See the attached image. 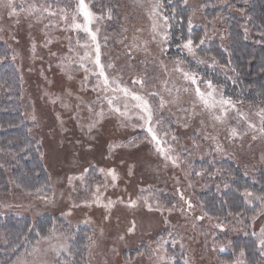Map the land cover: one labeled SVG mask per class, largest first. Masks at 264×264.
<instances>
[{"label":"rangeland","instance_id":"obj_1","mask_svg":"<svg viewBox=\"0 0 264 264\" xmlns=\"http://www.w3.org/2000/svg\"><path fill=\"white\" fill-rule=\"evenodd\" d=\"M183 1L184 6L191 11V28L204 27V41L214 38H222V41L225 39V28L221 24L220 14L210 19L204 10L206 6H200L204 0ZM34 2L44 3L45 0H14L17 5L23 3L24 7ZM46 2L52 4L53 11L58 13L57 16L45 14L42 19H38L39 14L28 16L23 12L18 16H9L7 9L0 8V33L15 49L18 60H22L24 70L31 68L38 59L45 61L48 58V63L50 60L51 64L58 68V72L65 76V79L57 78L59 83H54L50 80L53 77H48L45 82L39 79L41 86L36 88L33 85L37 98L35 103L39 104L31 106L32 101L28 97L25 98L28 102L26 105L30 108L26 119L33 120L35 117L34 121L38 122V128L35 127L36 133L42 136L40 141L51 181V196L48 200L43 199L39 202L22 196L15 197L11 201L16 206L15 212L32 218L47 212L59 214L67 225L54 227L56 239L52 243L66 244L67 249L77 227L81 225L94 227V235L98 239L90 248V253L95 251L94 256L98 257L94 264L101 260L104 264L113 263L116 246L121 240L119 237L124 236V241H121L124 246L132 244L133 237L128 236L129 234H137L139 239H142L148 235L149 229L158 227V216L161 212L168 221L174 214L173 227L180 229L181 232L198 225L205 227L208 230L204 233L206 241L209 246L215 244V250L221 251L220 245H224L223 250L230 249L233 237L250 234L255 237L261 253L264 252V248L259 245L262 238L261 229L264 228V212L257 214L255 219L252 218L248 225L239 218L232 219L228 224L208 219L197 207V194L211 187L216 192H221L227 188V182L222 183L221 180L213 179L206 170L192 169V163L195 161L207 160L213 163L228 160L241 170L244 177L254 180V171L264 168V138L258 131L261 127L260 116L257 115L260 112L259 107L234 101L239 112L247 116V121L239 119L237 112L233 110L230 111L225 123L214 121L210 114L202 111L199 106L193 108V94L183 92V88L189 87V83L184 81L179 73L173 71L179 58L165 57L163 52L166 50L167 39L164 40L161 35L152 31L153 20H156L159 25L157 32H167L168 24L162 19L164 15L160 0L158 15L151 18V6L157 0H143V4L137 0H86L90 9L98 17H103L92 27L93 31L99 27L97 42L100 45L101 63L105 65L109 77L120 79L125 86L135 88L145 95L156 91L169 101L178 96L175 103H167L163 108L159 107L160 96L154 99L157 108L155 120L160 121L157 133L163 142L161 146L166 150L171 148L169 154L172 156L178 154L180 158L179 166H174L156 151V145L150 142V138L145 139L146 133L142 128L133 126L141 123L134 115L131 120H125L109 112L106 103L101 105L98 101L100 93L93 91L97 82V77L92 75L95 71L94 64L86 61L83 68L79 64V56L83 55L84 51H90L94 59V46L89 49L83 48L82 45L91 43L87 34L70 29L59 19V8L68 2L75 7L76 0ZM217 3L221 4L220 0ZM68 33L72 36L71 40L65 37ZM224 45L225 42L221 47ZM193 48L194 56L183 47L181 51L195 62L204 61L199 63L202 66L215 65L213 61L197 55L198 47L193 45ZM20 49H23L24 53ZM28 49L35 53L28 57ZM55 51L64 53L53 55ZM69 58L73 63L69 62ZM109 64L112 65L111 68H107ZM181 66L190 71L184 63ZM133 79H143L145 81L143 88L139 84L133 85ZM198 80L201 82V89L206 88L203 83L206 80L200 76ZM165 81L168 82L167 87L173 89L171 94L165 91ZM177 88L181 90L179 93L175 91ZM216 88L218 95L221 92L224 95L220 87ZM39 90L41 94L38 93ZM89 105L93 106V111H89ZM102 106L105 114L100 118L96 113ZM247 122L255 124L256 130L249 129ZM89 125L94 127L90 128ZM231 127H235L240 135L230 137ZM253 136L256 139H253ZM84 143H87V146H84ZM217 145L222 151H216ZM86 168L89 169L87 173L84 171ZM101 168L105 173L110 168L115 170L118 178L114 185L111 177L99 171ZM220 171L222 172L220 168L215 169L214 174L218 179L221 177ZM197 172L201 174L196 175ZM153 184H159L160 187L156 188ZM97 186L102 193L99 205L94 203L93 195L97 191ZM181 192L183 200L180 198ZM157 193L163 194V203L159 197L154 196ZM138 197H147L153 210L150 211L144 199ZM249 199L251 203L245 199L247 203L259 202L260 208L262 207L261 202L255 197ZM109 200H112L113 204L105 207ZM130 200H137L136 205L130 207ZM185 201L192 203L190 211L187 210ZM157 208L162 211H157ZM197 217L203 219H196ZM168 221L165 225L170 229ZM133 222L134 231L129 233L128 228L132 227ZM217 223L225 227L217 228L215 227ZM164 231L160 232L157 239L168 236V230ZM219 235L222 236L221 240ZM195 237L191 239L192 248L200 243ZM169 241L171 242V239L165 242L164 248ZM3 243L0 237V247ZM146 244L152 248L151 241ZM212 249L213 247L207 254L204 253V258H213L218 262ZM66 252L62 251L61 255ZM60 256H56L48 242L40 239L35 242L28 254L18 257L10 264H57ZM262 256L264 258V255ZM198 260L200 261V257Z\"/></svg>","mask_w":264,"mask_h":264},{"label":"trees","instance_id":"obj_2","mask_svg":"<svg viewBox=\"0 0 264 264\" xmlns=\"http://www.w3.org/2000/svg\"><path fill=\"white\" fill-rule=\"evenodd\" d=\"M160 1L163 15L168 17V38L163 55L184 61L190 71L197 73L204 80L211 79L213 84L220 87L224 95L231 97L233 101L252 104L260 110L264 109V0H220L221 4L217 3L219 0H204L200 6H206L204 10L210 19L220 14L226 37L223 41L222 38L207 40L202 46L200 41L204 39V27L191 29L188 27L191 11L184 6V1ZM65 37L70 39L72 36L68 33ZM189 39L194 46L199 45L197 55L202 59L213 61L215 65L202 66L182 53V46ZM224 42L225 45L221 47ZM20 51L24 53L23 49ZM32 53L35 51L28 49V57ZM56 53L61 55L64 52L55 51L53 55ZM0 57H2L0 59V237L4 242L0 247V264H10L18 257L28 254L35 242L43 236L50 235V231L55 226L67 225L64 218L56 213L47 212L35 218L17 214L16 206L11 202L18 196L31 198L37 202L48 200L51 196V181L40 141L42 136L35 130V127L38 128V122L26 119L30 108L26 105L28 102L25 98L28 97L32 101L31 106L39 104V102L35 103L37 98L33 85L36 88L41 86L40 80L45 82L48 77H53L50 80L59 83L57 78L63 76L50 60L48 63V58L45 61L38 59L34 62L32 67H36L35 69L31 67L24 70L22 60H18L15 49L1 33ZM63 78L65 79V76ZM38 93L42 92L39 90ZM86 144L84 143V146H87ZM216 168L222 170L219 179L214 174ZM192 169L206 170L213 179L221 180L222 183L227 182V188L221 192H216L211 187L197 194V207L200 208L202 215L207 213L205 216L208 219L211 217L212 220L227 224L232 219L239 218L245 221L246 225L254 215H257L260 203H247L244 191L247 189L255 196L264 194V168L254 171V180L244 177L241 170L228 160L213 163L207 160L195 161L192 163ZM153 185L156 188L159 186V184ZM154 196L159 197L163 203V194L157 193ZM236 213L240 215L236 216ZM173 215L168 221L161 212L158 216V227L149 229L148 235L142 239H139L137 234H129L128 236L133 237L130 246L122 245L121 241L124 239L119 240L120 244L116 246V251L113 250L116 254L114 253L111 264H153L148 254L150 246L146 242L151 241L152 248H155V241L158 240L160 232H165L164 229L171 232L173 237L175 235L177 241L175 244L169 241L165 247L167 254L174 257L172 264H185V259L190 264L230 262L236 259L241 249H244V256L241 257L244 264L263 263L264 258L256 239L250 234L233 237L230 249L223 251L212 249L213 253H216L218 262L213 258H204V253L207 254L213 247L208 245L204 236L208 230L198 225L181 232L180 229L173 227ZM165 221L171 225L170 229L166 227ZM194 236L200 243L192 248L191 239H194ZM220 237L222 236L219 235V239ZM97 240L94 227L85 225L77 227L69 241L68 251L60 256L57 264H88L89 261L94 264L98 257L94 256L95 251L90 253V248ZM138 252L146 254L139 256ZM102 262L101 260L98 264H104Z\"/></svg>","mask_w":264,"mask_h":264},{"label":"snow or ice","instance_id":"obj_3","mask_svg":"<svg viewBox=\"0 0 264 264\" xmlns=\"http://www.w3.org/2000/svg\"><path fill=\"white\" fill-rule=\"evenodd\" d=\"M138 3L143 4V0H137ZM187 2V0H185ZM57 3H59V0H57ZM158 0L156 3H154L151 6V12H150V18L158 15V8H159ZM0 8H4L8 10L9 16H18L21 12L25 13L28 16L36 15L38 19H42L45 14L48 16H57V11H53L52 4L47 3L46 0L44 3H31L27 7H24V4L21 3L19 5L14 3V0H0ZM19 10V11H18ZM69 17H70V23H69ZM82 18V22H81ZM110 18V15H109ZM59 19L60 21L66 23L68 27L72 30L82 31L87 34V36L90 38L91 43L90 44H84L82 45L83 48L89 49L94 46L95 49V57L92 58V54L90 51H84L83 55L79 56V64L80 67H85L86 61H91L95 66V71L92 72V75L97 77L96 85L93 87V91H97L100 93L98 95L97 99L103 105L104 103L107 104V110L111 113L116 114L118 117H121L125 120H131L132 116L134 115L138 121L141 123L139 125H133L134 127H140L142 128L145 133V139L150 138V142L154 143L156 145V151L164 157L165 161H171V163L174 166H179V155L172 156L169 153L172 151L171 148L165 149L161 146L163 143L157 133V128L160 124L159 120H155L157 108L155 107L154 99L157 96H160V94L156 91L150 92L147 95L142 94L140 91L135 90V88H129L124 85V83L117 78H110L109 75L106 72V67L104 64L101 63V52H100V45L97 42V33L99 32V27H96V30L93 31V24L97 22L98 20H102L103 17H98L89 7V4L86 2V0H76L75 7L72 6L71 2H68L65 4L64 7L59 8ZM162 19L166 22L168 20L167 16L162 17ZM192 22L191 18H189V28L191 29ZM47 27V26H46ZM159 25L156 20H153L152 23V31L157 33L158 35H161L164 40L167 39V32L164 31L162 33L157 32ZM165 29L167 25H164ZM155 38V37H154ZM205 41L204 39H201L200 44H203ZM79 44V41H77ZM184 49L187 50L189 54L195 55L194 48H193V42L191 39L187 40L183 46ZM196 47H199L197 45ZM71 51V49H69ZM2 59V57H0ZM69 62L73 63L71 58H69ZM204 61L198 60L197 63H203ZM184 63V61L177 59L176 60V66L173 69L176 73H179L183 80L189 83V87L183 88V92L189 93L191 92L193 94V100H192V106L193 108L199 106L202 111H206L210 114L211 118L219 123H225L230 111L235 110L239 116V119L247 121V116L243 113H240L237 104L232 100L231 97H225L222 92L218 95L217 88L213 84L211 79H208L206 81H203V83L206 85V88L203 90L200 87V81L198 80L197 73L193 71H186L181 65ZM112 65H107V68H111ZM87 79V77H86ZM167 81L164 82L165 85V91L169 92L171 94L172 90L171 88L167 87ZM133 85L139 84L141 88H143L145 81L143 79H133L132 81ZM177 93H179L181 90L179 88L175 89ZM177 97H173L171 101L166 100L163 96H160L159 99V107L163 108L167 103H175ZM183 111H187L186 109H182ZM89 111H93V106L89 105ZM105 114V110L103 106L101 107L100 111L96 113V115L100 118H103ZM258 116H260L261 120V127L258 129L259 133L264 136V109H261L260 112L257 113ZM33 120H35V117H33ZM155 120V123H154ZM89 127H94V125H89ZM247 127L249 129L256 130V125L247 122ZM230 137L234 138L240 135L238 130L235 127H231L229 129ZM175 139V137H173ZM215 139V137H213ZM253 139H256L255 136H253ZM216 151H222L219 145L216 146ZM85 173L89 171L88 168H86ZM101 173H104L106 176L111 177L112 184L114 185L117 180V174L114 169H108L105 173V170L101 168L99 170ZM201 173L197 172L196 175H200ZM83 179V177H80ZM71 181V177L69 178ZM107 187V184L104 185ZM39 191V190H37ZM144 191L143 189L141 190ZM179 191V190H178ZM95 200L94 203L100 204L101 203V195L102 193L99 192V186H97V191L93 193ZM245 199L251 203V197H255L256 200H259L261 202L262 207L258 210L257 214L260 212H264V194L255 196L254 193L248 191L245 189L244 191ZM180 198L183 200V193H180ZM47 199V197H45ZM138 199H144V202L146 206L149 208V210H153L152 206L148 203L147 197H138ZM137 203V200H130L129 206H135ZM187 204V210L190 211L193 207L192 203L190 201H185ZM113 204L112 200H109L105 207H110ZM175 207V205L173 206ZM157 211H162V209L157 208ZM173 209H168V211H172ZM207 215V213H205ZM231 215V213H229ZM240 213H236V216H239ZM107 219V217H105ZM253 219L256 218L254 215L252 217ZM196 219H203V217H197ZM211 219V217H210ZM167 223V221H165ZM217 228L223 229L225 226L221 223H217L215 225ZM135 228V222H133L132 227L128 228V232L131 233L134 231ZM261 239L259 240V245L261 248H264V228L261 229ZM45 242H48L52 248L53 251H55L56 256H60L62 251H68L66 244H55L52 243L54 239H56L55 235V229L53 228L50 231V235L43 236L41 238ZM91 239V238H89ZM119 239L123 240L124 236L121 235ZM171 239L172 243L175 244L177 241L173 237V234L171 232L168 233L167 237H160L157 241H155L156 247L155 248H149L148 254L150 256V259L153 260V264H172V261L174 257L167 254V250L164 248L165 242ZM39 243V242H38ZM183 247V245H181ZM216 245H213V250H215ZM224 245H220V250L223 251ZM35 251H39V249H35ZM146 253L144 252H138L137 255L143 256ZM261 255H264V252L261 253ZM244 256V249L240 250L239 255L236 257V259L232 261H224L222 264H244V261L241 259V257ZM185 264H188L187 259H185Z\"/></svg>","mask_w":264,"mask_h":264}]
</instances>
